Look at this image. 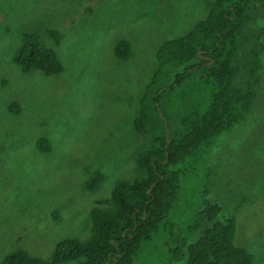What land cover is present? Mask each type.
<instances>
[{
    "label": "rangeland",
    "instance_id": "obj_1",
    "mask_svg": "<svg viewBox=\"0 0 264 264\" xmlns=\"http://www.w3.org/2000/svg\"><path fill=\"white\" fill-rule=\"evenodd\" d=\"M213 1L0 0V264L17 250L49 261L62 240H88L97 203L120 180L143 177L135 157L151 139L133 122L157 68V50L186 35ZM49 31L61 35L58 46ZM27 33L56 50L61 73H24L14 63ZM122 41L130 46L125 59L115 53ZM248 60L238 57L242 79ZM185 76L161 102L208 101L212 86L205 75ZM260 77L245 121L187 160L195 163L168 216L175 229H184L193 208L219 203L222 221L235 215L234 243L253 255V264H264V68ZM41 138L50 152L38 149ZM96 173L106 180L89 192ZM166 241L160 233L145 243L135 264H163Z\"/></svg>",
    "mask_w": 264,
    "mask_h": 264
},
{
    "label": "trees",
    "instance_id": "obj_2",
    "mask_svg": "<svg viewBox=\"0 0 264 264\" xmlns=\"http://www.w3.org/2000/svg\"><path fill=\"white\" fill-rule=\"evenodd\" d=\"M48 34L58 46L61 35ZM263 38L264 0H214L206 17L186 35L164 42L133 122L137 133L151 139L135 157L143 177L120 180L111 195L97 203L90 214L88 240H62L49 261L17 250L2 264H135L144 244L160 233L168 246L163 264H253V255L234 243L235 215L222 221L224 208L219 203L192 207L194 214L184 229H175L168 216L179 205L180 182L195 163L187 160L244 122L251 112L264 68ZM115 53L127 58L129 43L120 42ZM240 54L249 58L244 79L237 65ZM13 60L24 73L39 71L49 76L63 71L56 50L33 33L23 35ZM192 70L201 71L206 85L212 86L208 101L161 102ZM11 110L18 112L14 106ZM37 147L43 153L51 151L46 138L39 139ZM105 180L104 174L96 173L87 182V191L96 192Z\"/></svg>",
    "mask_w": 264,
    "mask_h": 264
}]
</instances>
